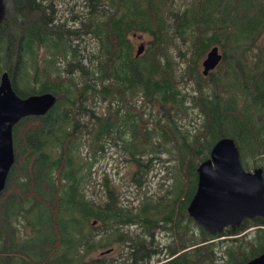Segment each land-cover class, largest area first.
I'll use <instances>...</instances> for the list:
<instances>
[{
	"label": "trees",
	"instance_id": "16d2710c",
	"mask_svg": "<svg viewBox=\"0 0 264 264\" xmlns=\"http://www.w3.org/2000/svg\"><path fill=\"white\" fill-rule=\"evenodd\" d=\"M43 1L9 0L0 25V36L7 28L17 40L0 41V76L8 72L19 96H57L46 113L24 116L13 127L14 154L22 160L13 163L0 192V264H85V255L96 246L125 243L124 234H132L133 226L141 234L126 240L128 257L118 260L120 252L108 258L115 250L106 247L112 249L88 264H150L162 253L158 245L152 248L154 227L165 230L171 241L158 264H243L263 252V217L210 234L187 214V205L196 189L197 166L220 138L233 139L245 168L253 157L264 172V0H82L85 8L70 25L50 19ZM87 34L94 46L84 44L90 50L80 54L77 46ZM144 34L150 38L136 55L133 38ZM177 40L191 50L183 70L172 60ZM214 45L233 57L225 62L228 74L218 92L209 94L199 64ZM188 81L195 92L186 89ZM182 92L194 95L190 109L197 107L201 119L193 130L178 123L185 116L175 115L185 108ZM138 93L157 101L161 116L156 123L154 116L144 117L145 108L131 113ZM95 98L108 101L106 113L94 114L88 100ZM148 120L158 130L149 129ZM126 133L131 138L122 139ZM156 136L165 150L173 144L171 161L180 163L172 165L165 196L143 195L135 210L123 205L114 190L101 205L87 197V170L98 144L115 137L111 144L138 161L137 155L155 146ZM80 144L90 148L89 161ZM249 228H254L250 234ZM221 236L229 238L216 255L214 239Z\"/></svg>",
	"mask_w": 264,
	"mask_h": 264
},
{
	"label": "rangeland",
	"instance_id": "374dc122",
	"mask_svg": "<svg viewBox=\"0 0 264 264\" xmlns=\"http://www.w3.org/2000/svg\"><path fill=\"white\" fill-rule=\"evenodd\" d=\"M9 0H4L5 9H9ZM189 0H174V3H184L187 4ZM44 5L49 6V18L58 20V22H65L68 25L73 24V16L81 14L80 11L82 10L83 1L82 0H44ZM89 5H93V2H88ZM264 4V2L260 3V7ZM85 8V5H83ZM78 20L75 23V26H77ZM11 30H7L5 28V36H0L1 40L3 38H6V40L10 41V38L16 43V37L13 35V32H10ZM9 37H8V35ZM149 35L144 34L140 36H135L133 38L134 47L136 48L140 41H143L146 45V41L149 39ZM84 44H89V47L92 48L94 46V41L90 38V36L87 34L84 37H82L81 41L79 42V45L77 46L80 54H86L90 49L84 50ZM176 48H172L171 53L173 57V62L178 64L179 70H183L186 65L187 61L189 60V56L191 53V50H186V45L182 43L181 40H177ZM218 46V45H217ZM188 51L187 55H184ZM219 51L222 53V56L224 57L223 60L220 62V64L215 67L211 72H209L207 75H204V77L201 79L202 82L205 83V92L209 94L217 93L219 87L221 86L220 80L224 79L228 74V68L226 67V60L231 59L233 57L232 51L226 50L225 52L221 49L219 45ZM257 51H249V54H254ZM186 58L188 59L186 61ZM203 59V58H202ZM199 64V69L201 71V61ZM256 59H252L250 62H254ZM85 63V61H84ZM253 65L252 63L250 66ZM78 76V73H76ZM181 85L183 86V83H179V87L181 88ZM191 86H193V89H191ZM197 87V85H196ZM186 89L189 92H195V86L193 81H188V85H186ZM193 95V94H191ZM188 93L185 94L182 92V104H184V109L180 110L178 114H175L176 116L179 114H182L185 116L182 120H178V123L183 124L184 126L188 127L189 129L193 130L192 128L196 125H199L200 123V116L198 114L197 107H193L190 109V101H193V98ZM194 96V95H193ZM136 101H132L135 103L136 107L131 108V113L136 116V109H144L146 114L144 115L145 118L147 116H154L155 117V123L158 118L161 116V111L159 110L158 103L156 100L148 101L145 97L141 95V93H138L135 97ZM88 102H91L94 104V114L96 116H99L101 114L106 113V107L108 105V101H102L99 98L95 99H89ZM150 102L154 105V107L149 106L147 103ZM117 100L113 101V106L111 104V107L108 109V113L113 108H116ZM81 109V104L79 103L78 106H76L75 111L78 112ZM143 122V121H142ZM86 123V122H85ZM163 123V122H161ZM176 123V122H175ZM177 124V126H182L180 124ZM84 123H80L79 126H82ZM149 129L157 128V126H152L151 120H148ZM90 125V123H88ZM168 131V130H167ZM167 131L164 130L165 133ZM160 136H156V143L155 146L152 148L148 147L145 148V151L141 153V155H137L138 161H136L135 158H130L129 153H126L122 149L116 147L115 145L111 144V142L117 138L113 137L107 140V143H101L97 145V149L94 152V158L92 161V164L90 168L87 170V174L89 177L88 184L85 186L86 194L89 199L92 201H96L97 204L101 205L104 203V200L106 198V194L108 190H114L117 193V196L120 199V202L127 206L128 208L135 210L137 209L141 202L140 199L143 195L147 196H165L168 191L170 190V183L172 182L171 176L174 170L172 169V165L179 166V159L177 158L174 161H171L173 158H175V153L171 149L173 144L171 146L167 145L166 150L163 144V141L159 139ZM131 138L130 133H126L124 136H122V139H129ZM142 146H145V143L142 142ZM90 149V148H89ZM86 147H82L80 144V151L81 155L83 157H86L89 161L90 156V150ZM171 154H174L171 156ZM22 160V157L16 156L14 165L18 166L19 162ZM242 160V159H241ZM257 158L248 157L247 163H246V169L252 170L253 168L259 166V162L256 161ZM139 164V165H138ZM106 178V179H105ZM14 179V178H13ZM8 184H12L8 182ZM170 185V186H169ZM18 205L15 204L14 208H16ZM35 213L38 215V218H42L43 215L37 211V208H35ZM92 224H95L92 223ZM159 224H162V222H159ZM98 231L101 230V225H98ZM20 231L22 233H29V228H22L19 227ZM122 230H128L127 227H121ZM134 226L131 227L132 234L128 235L127 233L124 234V238L126 240L132 239L136 236L139 237L137 232L139 230H136ZM153 231V241H152V248L156 249V245H158L159 249H162V253L155 254L151 260L152 264H158L155 263V261L159 258H163V252H164V246L166 244H169L170 238L168 235H166V231L163 230L160 227H154L152 228ZM151 229V230H152ZM104 231V230H101ZM254 231V228H249L246 232L248 234L252 233ZM141 234V232H139ZM245 231L239 234L238 236L242 235L244 236ZM130 238H126V237ZM227 238L229 236H221L216 239L215 241V251L216 255H220L221 249L219 247L221 242H226ZM125 243L122 242H112L107 243L105 246L98 247L96 246L95 249L91 252H89L84 257L85 264H88L92 261L91 258H95L99 256L100 254L106 253V247H112L113 250H115L112 254H106L105 256L108 258H116L122 253V257L118 258V260H122L125 257L129 256L130 250L127 248V245L129 244V241H126ZM149 241V239H147ZM158 249V250H159ZM157 250V249H156ZM162 263V262H160Z\"/></svg>",
	"mask_w": 264,
	"mask_h": 264
},
{
	"label": "water",
	"instance_id": "95a60500",
	"mask_svg": "<svg viewBox=\"0 0 264 264\" xmlns=\"http://www.w3.org/2000/svg\"><path fill=\"white\" fill-rule=\"evenodd\" d=\"M0 0V25L5 18ZM141 42L136 55L144 51ZM222 59L218 46H212L202 59V74L207 75ZM52 92L19 96L4 70L0 76V192L14 163L12 130L24 116L42 115L56 102ZM187 214L210 234L235 229L246 218H264V175L262 167L246 170L233 139L223 137L210 149L209 157L197 166L196 189L187 205ZM243 264H264V251Z\"/></svg>",
	"mask_w": 264,
	"mask_h": 264
},
{
	"label": "flooded vegetation",
	"instance_id": "af4514ba",
	"mask_svg": "<svg viewBox=\"0 0 264 264\" xmlns=\"http://www.w3.org/2000/svg\"><path fill=\"white\" fill-rule=\"evenodd\" d=\"M90 108V106H88Z\"/></svg>",
	"mask_w": 264,
	"mask_h": 264
}]
</instances>
